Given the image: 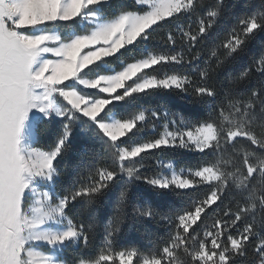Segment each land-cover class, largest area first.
Instances as JSON below:
<instances>
[{
	"label": "snow or ice",
	"instance_id": "6c2138e0",
	"mask_svg": "<svg viewBox=\"0 0 264 264\" xmlns=\"http://www.w3.org/2000/svg\"><path fill=\"white\" fill-rule=\"evenodd\" d=\"M0 264H264V0H0Z\"/></svg>",
	"mask_w": 264,
	"mask_h": 264
},
{
	"label": "trees",
	"instance_id": "16d2710c",
	"mask_svg": "<svg viewBox=\"0 0 264 264\" xmlns=\"http://www.w3.org/2000/svg\"><path fill=\"white\" fill-rule=\"evenodd\" d=\"M164 33H159L158 36H163ZM259 44L254 45L253 46V50L250 53L249 57L246 58L244 61H242L241 63L243 64H250L251 63V56L255 54L256 50L258 49ZM114 67H119V65H114ZM223 80V77H221V82ZM163 101H166L167 103L171 104L172 106H174L175 108H182L184 107V101H182L180 98L175 97V96H167V97H163ZM173 157L166 152H160L157 154L156 157H154L153 159H159L162 161H168L169 159H172ZM176 159H182L185 162L189 163L190 165H195L199 162V157L195 156V155H188V156H183V157H176ZM149 175H152L154 173H152L151 171L148 173ZM105 210L104 205H100V211L103 212ZM161 235H164L163 230H161L160 232Z\"/></svg>",
	"mask_w": 264,
	"mask_h": 264
},
{
	"label": "rangeland",
	"instance_id": "374dc122",
	"mask_svg": "<svg viewBox=\"0 0 264 264\" xmlns=\"http://www.w3.org/2000/svg\"><path fill=\"white\" fill-rule=\"evenodd\" d=\"M166 162V161H165Z\"/></svg>",
	"mask_w": 264,
	"mask_h": 264
}]
</instances>
